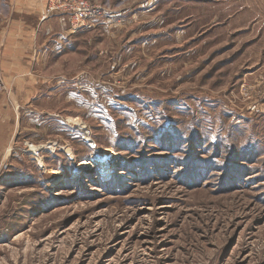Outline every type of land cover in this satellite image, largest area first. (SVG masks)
Segmentation results:
<instances>
[{"label": "rangeland", "instance_id": "rangeland-1", "mask_svg": "<svg viewBox=\"0 0 264 264\" xmlns=\"http://www.w3.org/2000/svg\"><path fill=\"white\" fill-rule=\"evenodd\" d=\"M87 1L0 63V264H264V0Z\"/></svg>", "mask_w": 264, "mask_h": 264}, {"label": "crops", "instance_id": "crops-1", "mask_svg": "<svg viewBox=\"0 0 264 264\" xmlns=\"http://www.w3.org/2000/svg\"><path fill=\"white\" fill-rule=\"evenodd\" d=\"M10 5L12 8L8 9L9 19V42L3 45L2 56L0 57V63H10V55H8L7 50H12L18 54L24 55V57L29 58L31 50L34 47V40L38 38L43 32L44 28L52 27L56 32H60L64 35H70L68 31V16L63 14H54L49 19L42 21V15L46 8V0H10ZM70 20V19H69ZM68 20V23H69ZM70 25V24H69ZM66 28V29H65ZM14 36L15 42L12 43L11 39ZM18 47L22 48L18 49ZM12 48V49H11ZM54 49H56V44ZM1 50V48H0ZM18 50L20 52H18ZM54 51V50H53ZM6 74V75H5ZM4 79L8 80V76L13 78V74L5 73Z\"/></svg>", "mask_w": 264, "mask_h": 264}, {"label": "built area", "instance_id": "built-area-1", "mask_svg": "<svg viewBox=\"0 0 264 264\" xmlns=\"http://www.w3.org/2000/svg\"><path fill=\"white\" fill-rule=\"evenodd\" d=\"M46 2L42 20L45 21L54 14L66 15L70 19L73 32L88 26L105 13L103 7L87 0H46Z\"/></svg>", "mask_w": 264, "mask_h": 264}, {"label": "bare ground", "instance_id": "bare-ground-1", "mask_svg": "<svg viewBox=\"0 0 264 264\" xmlns=\"http://www.w3.org/2000/svg\"><path fill=\"white\" fill-rule=\"evenodd\" d=\"M49 171V170H48ZM55 175H56V172H55Z\"/></svg>", "mask_w": 264, "mask_h": 264}]
</instances>
